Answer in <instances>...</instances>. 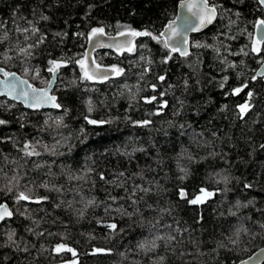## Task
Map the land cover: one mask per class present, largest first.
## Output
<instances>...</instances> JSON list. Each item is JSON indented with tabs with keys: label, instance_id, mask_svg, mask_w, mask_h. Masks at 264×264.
<instances>
[{
	"label": "trees",
	"instance_id": "trees-1",
	"mask_svg": "<svg viewBox=\"0 0 264 264\" xmlns=\"http://www.w3.org/2000/svg\"><path fill=\"white\" fill-rule=\"evenodd\" d=\"M180 1L0 0V66L44 87L49 62L61 64L59 109L0 97V204L14 212L0 226V264H237L264 247L259 0H209L218 18L191 36L188 56L137 36L130 49L95 51L122 72L86 78L93 28L158 35ZM28 141L38 155L25 154Z\"/></svg>",
	"mask_w": 264,
	"mask_h": 264
},
{
	"label": "snow or ice",
	"instance_id": "snow-or-ice-1",
	"mask_svg": "<svg viewBox=\"0 0 264 264\" xmlns=\"http://www.w3.org/2000/svg\"><path fill=\"white\" fill-rule=\"evenodd\" d=\"M259 2L262 5H264V0H259ZM200 3L202 5L204 14H202L201 12H192L191 17H189V16L183 17V28L182 29L180 27H178L176 21L173 20L169 23V25H167L166 30L159 33L158 35H152V33L148 32V31H131L129 33H121V35L150 36L152 39L157 40L158 42H162L164 48L168 49L170 52H179L180 55L187 56L188 51H187V48L185 47V45H187V43H188L187 32L189 30L197 31L200 28H203L206 25L211 24L214 17H215V14H216L215 6L210 5L209 0H200ZM182 6L187 7L189 9V11H191L194 7H197V5L192 4V3H185ZM193 17L195 18V22H193V19H192ZM45 19H47V17H45ZM255 27H256L258 33L264 32V19L258 20L256 22ZM23 31H27V29H24ZM35 31H37V30L33 29V32H35ZM103 35H104L103 27L93 28L91 30V33L89 34L88 39L91 42L94 38L100 37ZM161 38H164V39L161 40ZM262 45H264V35H260L255 40V42L253 44L252 51L259 55L261 52H264V47H261ZM97 46H102L99 43V41L97 42ZM168 59H171V56L166 57L163 62L167 63ZM49 63L52 64L53 67L49 68L48 71L52 72L53 74H55V70H57L61 67L60 62L50 61ZM77 63H79V64H81V66H83L82 61H77ZM92 63H94V61ZM112 71L119 74L123 70L118 69V68H113ZM0 74H2L4 77V80L0 81V83H3L10 93H12V92L15 93V95L13 97L14 99L23 100L25 103H28L29 100H32V101L37 100V90L33 89L32 94L30 95L25 88L21 87L22 85L26 84L27 82L23 81V80H18L16 78L15 73L6 71L4 68H0ZM93 75H100V74L94 72ZM257 77L264 78V72H257L256 75L253 76V80H256ZM86 78L91 79L92 76L86 74ZM164 79H165L164 76L159 77V80H161V81H163ZM49 85L51 86V82H49ZM244 87H247V85H244ZM153 89L155 90V85H153ZM241 91H243V88H237L234 90V93L239 94ZM39 96H40V98L47 97V99L50 101H55V99H56L54 96H47V90H44V89L39 90ZM248 96L251 97L252 93L249 92ZM155 99H156L155 96H153L151 98H146V102H152ZM30 106H36V105L33 103ZM54 106L60 107V105H58V104H56ZM165 106H166V103H165ZM247 109H248L247 103H245L244 105H240L241 113L246 112ZM5 123H6V121L0 120V125L5 124ZM89 123L95 124L98 122L95 120H89ZM141 123L144 125H147L148 123H150V121L146 120V121H143ZM24 147H25V150H27L29 148V145L25 144ZM262 147H264V146H262ZM25 154L28 156H31L33 154L38 155V153L34 152V149L32 151H26ZM103 178L104 177L101 176V179H103ZM145 191H147V190H145ZM201 191L203 192V190H201ZM181 195L183 196L184 194L181 193ZM206 195L211 196L212 193H206ZM19 199L28 200V199H30V197L26 196L24 193H20ZM41 199H46V197L41 198ZM37 202H39V201H37ZM201 202L202 201L200 200L199 197H197L196 199H192L190 201V203H192V204H197V203H201ZM5 213L9 216L11 215V213L8 212L7 209L5 208L4 212L0 213V219L4 218ZM110 227L115 228V225H110ZM11 239H12V236L10 235L9 240H11ZM157 239H163V237H157ZM169 239H172V237H169ZM65 247L66 246L63 244L57 245L55 251L60 252L62 250H65ZM141 247L143 248V247H145V245L142 244ZM152 247L153 248L155 247V241H152ZM67 251L72 252L73 256L76 255V252L71 248H68ZM103 251H105V250H103V249H96L95 250V252H103ZM262 252H264V250H262ZM241 264H249V261L248 260L241 261Z\"/></svg>",
	"mask_w": 264,
	"mask_h": 264
},
{
	"label": "water",
	"instance_id": "water-1",
	"mask_svg": "<svg viewBox=\"0 0 264 264\" xmlns=\"http://www.w3.org/2000/svg\"><path fill=\"white\" fill-rule=\"evenodd\" d=\"M185 3H192V4L197 5V7H194L191 11H189V9L187 7L182 6ZM209 4H210V2H209ZM212 6H214V5H212ZM261 6L264 8V5L261 4ZM215 9H216V14H215V17H214L211 24H208L205 27L200 28L197 31L189 30L187 32L188 43H187V45H185V47L187 48L188 55L191 53V36L194 34H199V33L204 32L205 30H207L209 27H211L216 22L219 13H218V9L216 7H215ZM192 12H201L202 14H204L200 0H181L179 2L178 11H177L175 18L168 21L161 32L165 31L167 25H169V23L173 20H175L177 23V26L182 29L183 28V17H185V16L191 17ZM192 19H193V22H195V18L193 17ZM260 35H264V32L258 33L257 29L255 27V38L257 39ZM136 39H137V36L121 35V34L117 35V34H109V33L104 32L103 36L96 37L91 42L88 41L86 56H85V63H84L86 70L88 71V73L92 77L100 79V80L101 79H107V78L114 76L116 72L112 71L113 68L101 66L98 63H96L95 57H94V53H95L96 49L101 48V49H105L108 51H116V52L117 51H123V50L130 49L134 45V43L136 42ZM98 41L102 46H97ZM176 53H178L180 55L179 52H176ZM93 61H94V63H92ZM0 68H4L6 71H8L5 67L0 66ZM94 72L99 73L100 75H93ZM257 72H264V62L259 66L256 73ZM12 73L16 74V78L18 80H23V81L27 82L26 84L22 85L21 87L25 88L30 95L32 94L33 89L37 90V100L36 101L29 100L28 103H25L23 100L14 99L13 97H14L15 93L14 92L10 93L3 83H0V97L7 98L10 101H14L18 104H21L25 109H28L31 111L59 109L61 107L60 102L58 101V95L54 93L59 69L55 70V74H52V77L50 79L51 86L48 84L47 86H44V87H39V86L34 85L28 78L22 76L21 74H19L16 71H12ZM256 73H255V75H256ZM257 78H261V77H257ZM3 80H4V77L2 74H0V81H3ZM41 89L47 90V96H54L56 98L55 101H50L47 99V97L40 98L39 90H41ZM33 103L36 106H30ZM245 103L248 104V109L246 112L241 113V116L243 118L246 116V113L251 108V106L249 105L250 104L249 100H247ZM56 104L60 105V107H55L54 105H56ZM87 119H88V121L89 120H95L92 118H87ZM95 121H97L98 123H101L98 120H95ZM182 193L184 194L182 197L185 198L186 197L185 191H183ZM5 208L7 209L8 212L11 213V215L9 216L5 213L4 218L0 219V226L3 224V222L5 220L11 219L14 217V212L8 203L0 204V213H3ZM262 250H264V247L260 248L255 253H253L250 257H248L244 260H248L249 264H264V252H262ZM244 260H242V261H244ZM237 264H241V261L238 262Z\"/></svg>",
	"mask_w": 264,
	"mask_h": 264
},
{
	"label": "rangeland",
	"instance_id": "rangeland-1",
	"mask_svg": "<svg viewBox=\"0 0 264 264\" xmlns=\"http://www.w3.org/2000/svg\"><path fill=\"white\" fill-rule=\"evenodd\" d=\"M14 102V101H13ZM16 103V102H15ZM18 104V103H17ZM25 144L29 145V148L27 150H25L24 147V151H32L34 149V152L36 153L38 151V148L30 141L26 142ZM25 146V145H24Z\"/></svg>",
	"mask_w": 264,
	"mask_h": 264
},
{
	"label": "flooded vegetation",
	"instance_id": "flooded-vegetation-1",
	"mask_svg": "<svg viewBox=\"0 0 264 264\" xmlns=\"http://www.w3.org/2000/svg\"><path fill=\"white\" fill-rule=\"evenodd\" d=\"M134 45H135V43H134ZM134 45H133V46H134ZM133 46H132V47H133ZM132 47H131V48H132ZM96 50H105V49L98 48V49H96ZM105 51H108V50H105ZM123 51H124V50H123ZM117 52H120V51H117ZM94 54H95V53H94ZM94 56H95V55H94ZM93 78H94V77H93ZM94 79L97 80V78H94ZM164 106H165V105H164ZM48 110H55V109H48ZM42 111H45V110H42Z\"/></svg>",
	"mask_w": 264,
	"mask_h": 264
}]
</instances>
